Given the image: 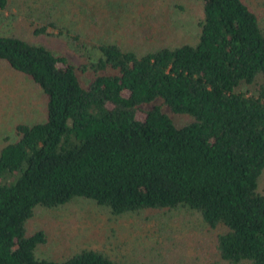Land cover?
Returning <instances> with one entry per match:
<instances>
[{"label": "trees", "instance_id": "obj_1", "mask_svg": "<svg viewBox=\"0 0 264 264\" xmlns=\"http://www.w3.org/2000/svg\"><path fill=\"white\" fill-rule=\"evenodd\" d=\"M201 1L196 43L145 53L55 18L33 35L64 37L78 62L0 33V60L46 100L43 120L16 124L0 150V264H118L87 248L37 255L36 212L75 199L115 216L193 211L217 232L222 264H264V28L251 2ZM9 7L0 0V17Z\"/></svg>", "mask_w": 264, "mask_h": 264}, {"label": "rangeland", "instance_id": "obj_2", "mask_svg": "<svg viewBox=\"0 0 264 264\" xmlns=\"http://www.w3.org/2000/svg\"><path fill=\"white\" fill-rule=\"evenodd\" d=\"M246 1L258 11L264 28V0ZM202 15L201 0H10L5 17H0V33L44 43L78 62L64 37L35 36L33 24L55 18L74 31L88 29L91 39L145 53L196 43ZM45 106L41 90L0 60V150L7 137H15L16 124L43 120ZM175 119L179 124L190 121L184 116ZM259 188L264 192V172ZM29 229L47 235V242L37 248L42 258L61 260L87 248L104 252L118 264H222L214 244L217 232L184 208L115 216L89 200L75 199L60 208H40Z\"/></svg>", "mask_w": 264, "mask_h": 264}]
</instances>
